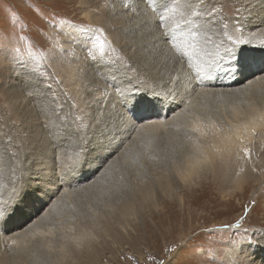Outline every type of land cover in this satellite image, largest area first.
<instances>
[{"label": "rangeland", "instance_id": "obj_1", "mask_svg": "<svg viewBox=\"0 0 264 264\" xmlns=\"http://www.w3.org/2000/svg\"><path fill=\"white\" fill-rule=\"evenodd\" d=\"M256 1L261 0H251L250 4L246 0H192L202 13L199 18L191 17L192 27L199 26L197 52L191 56L195 67L216 61L219 67L212 74L228 77V69L237 73L249 68L248 57L256 63L264 57L263 45L233 43L234 33L244 31L241 36L250 37L245 34L257 12L248 17L246 12ZM135 2L0 0V28L6 37L0 52V202L10 206L1 220L5 223L1 234L9 233L5 227L10 220L19 219V230L33 221L34 216L23 223L38 193V187L29 190L36 155L49 157L53 181L60 182L57 193L71 192L41 220L40 231L27 233L20 248L9 242L2 246L0 241V252L7 256L8 264H160L174 254L165 249L187 245L191 250L203 245L205 256L209 249L215 253L214 264H233V260L236 264H263L264 144L262 148L252 145L250 157L244 158L249 167L259 163L261 167L256 172H243L238 182L234 179L239 172L220 170L218 161L192 183L181 182L173 166L192 151L191 133L183 128L169 129L158 137L140 135L90 170L96 168L101 148L105 151L109 145L114 126L110 123L123 121L125 115L133 118L142 100L156 92L152 84L157 81V87H164L168 81L170 86L186 70L182 62H188L183 56L185 49L177 52L171 46L175 41L161 35L181 20V11L187 18L186 0H171L168 7L177 8V12L166 13L164 27L159 20L164 0H141L137 7ZM153 7L158 11L153 12ZM214 9L218 11L209 17ZM72 25L104 30L110 46H106L103 59L97 49L89 54L91 42ZM182 28L187 31V26L182 24ZM159 35L161 40L155 39ZM21 36L25 40L21 41ZM16 47L24 54L28 69L32 66L28 57L31 49L48 76L38 83L16 62ZM229 48L231 52L226 51ZM66 68L72 70V83L65 81ZM243 93L197 98L193 111L220 119L233 103L242 106L247 100L264 101V85ZM128 100L130 106L134 103L133 109ZM77 152H82L81 159L72 164ZM170 161L175 162L171 165ZM81 175L80 181L73 182ZM237 221L239 227H231ZM50 248L57 251L50 252ZM149 256L154 259L149 260ZM181 258L190 264H211L208 259L195 260L183 254Z\"/></svg>", "mask_w": 264, "mask_h": 264}, {"label": "bare ground", "instance_id": "obj_2", "mask_svg": "<svg viewBox=\"0 0 264 264\" xmlns=\"http://www.w3.org/2000/svg\"><path fill=\"white\" fill-rule=\"evenodd\" d=\"M140 1L141 0H136L134 6L137 7L139 4H141L142 2ZM250 2L251 0L250 1L246 0V3L250 4ZM262 4H264V0H261L259 3L256 1L254 6L251 5L250 8L249 5L248 7L249 10L247 9L246 12L247 16L245 15L246 17H248V14L250 15L253 14L254 12H257V14L254 15V17H251L252 20L248 25V30H247L248 33L245 34V35H249L250 37H248V39L243 38L241 35L244 34L243 33L244 31L243 32L241 31L240 33H238V35L234 33L236 40L243 41L242 44H245L248 41V43L252 44L253 42L257 46L263 45L264 48V6ZM260 6L263 8L259 9L258 11V8ZM155 11H158V9H156ZM146 14H150L151 17L154 16L151 13H146ZM84 15L86 19L88 20L90 19L89 15L87 14ZM151 17L149 19H151ZM256 28H259L258 31L255 30ZM161 38L159 35L158 38L155 39L161 40ZM160 44L163 45L162 43ZM167 44L169 43L167 42ZM262 53H263L262 56H264V51ZM250 54H252V52H250ZM182 62L185 63L183 67L186 68V70L182 72V75L174 78L175 81L173 83L171 81L172 84L170 86H168L169 84L168 81L164 83L165 84L164 87H160V86L157 87L156 84L157 81L155 82V84L151 83L156 92L154 93L152 92V95L150 94L151 97L149 96L150 97L149 99L142 100L143 102H141L142 104H140L141 106L139 108L140 110L138 111V113L134 112L133 118H131V116L129 118L128 116L125 115L123 117L124 118L123 121L122 120L119 121L120 119L119 120L114 119L115 122L110 123L111 127L113 124L114 126L109 134V136H111L108 143L109 145L106 147L105 151H104V147L101 148L100 156H98L99 158L97 157L98 159L96 160V165H95L96 168H91L90 170L97 169V167L100 166V162L104 163L103 160L106 159L108 156H110L111 152L113 151L115 152L116 148L118 149V147H120L122 144L128 143L129 140L131 142L140 135H142V137L150 134L155 137L156 136L158 137V135L160 134L166 135V133H168L167 131L173 128L174 130L183 128L186 131H188L187 133L190 132L191 133L190 135L192 136L191 147H190L192 151L178 165L173 166L174 172L181 182L192 183L194 179L198 177L201 171H204V169H206L207 171L209 169H213V167L216 165L215 162L217 161L220 162L218 165V168L220 170L223 169L225 170V172L228 170H232V171L235 170L239 172L237 177H235L234 179V181L236 182L240 181L241 177H243V172H248V173L250 171L256 172V170H258V168L261 167L260 163L257 164L256 166L252 164V166L249 167L248 164L249 160H247V162L244 160L245 156L239 149L241 147L246 146L250 150V147L252 145H256V146L259 145L262 148V145L264 144V101H260L259 103H257L255 101L247 100L244 101L245 103L242 106L241 105L238 106L239 104L237 105L234 103L232 105L230 104L231 106H229L228 113H223L220 119H214L212 116L208 114L204 116L200 115L195 110L193 111V108L196 105L195 100L197 98L200 101L203 100L205 96L214 97L213 95L216 94L220 95L222 92L224 94L225 93L230 94L232 97V94L236 92L247 93L250 90L252 91L264 85V57L261 58L258 63H256V61H253V57H248L247 65L249 66V68H247L245 71L243 70V68H241V70L237 73L234 72L232 73L230 69H228L226 72L227 74H229V76L227 77V75L224 73L226 78L223 76L216 77L215 74L214 75L212 74L211 76H207L204 75L203 73H200L199 68L195 67V64L192 59H191V63L193 66L191 68L189 67L188 62H184L183 60ZM167 74L171 76L170 73ZM184 74L187 75L188 77L186 76L183 77ZM63 75L65 77V81H68V83L70 82L72 83L73 76H72V70H70V68H66ZM159 85L162 84L160 83ZM207 85H211L212 87L215 88L206 87ZM73 90L75 89L73 88ZM245 99H247V97ZM130 101L128 100L126 103L129 105L131 109L134 103H132V105L130 106L129 104ZM147 101H151V104L146 105ZM94 103L96 104V102ZM139 120L140 122H138ZM107 128L109 129V126ZM193 129H196V131H193ZM237 136H239L240 139H237ZM229 150L231 151V155H229ZM188 153L189 152H187V154ZM37 156L38 155H36L35 158V160H37L35 164V168H32L33 170L29 177L31 178L29 179V190L38 187V193L35 195L34 197L35 199H33L34 204H32L30 209L27 211L28 213L27 215H25V219L23 220V223H25V221L29 219V217L34 216L33 221L31 219L32 223L26 226L24 229L22 228L21 230H19L20 225L18 218L8 221L5 229H7L9 233L6 235V234H1L3 231L0 232L1 245L4 244V242H9L8 244L13 245V247L20 248L21 244H23L24 242V238L27 236V233H34L42 229L41 227H39V225L41 224V220L45 219L48 216V212H50L52 207L54 208L56 204L58 205L59 202L58 200L64 197H68L71 194L70 191L64 190L63 188H61V190L64 191H61L60 194L57 193L60 182L56 184L53 181V173H50V170L52 171V169L49 166L50 165L49 157L43 153L39 154L38 157ZM169 157L171 158L170 155L168 156V158ZM174 162H172L171 165ZM58 169H60V167ZM65 173L66 172H64V174ZM83 176L84 175L75 177L73 182L77 183L78 181L81 180ZM45 203L46 204L49 203L48 206H46ZM1 220H3L2 217H0V226H1L0 231L3 228L2 223H4ZM13 241H15V243H12ZM0 264H8L7 256L1 252H0Z\"/></svg>", "mask_w": 264, "mask_h": 264}, {"label": "snow or ice", "instance_id": "obj_3", "mask_svg": "<svg viewBox=\"0 0 264 264\" xmlns=\"http://www.w3.org/2000/svg\"><path fill=\"white\" fill-rule=\"evenodd\" d=\"M171 3V0H164L163 4L161 5V8L163 11L161 12L159 16L160 20V26L164 27L165 21L168 19V16L166 13H176L177 8H169L168 4ZM187 4V18H185V12L181 11V20L178 22L173 23L172 29L169 31H165L163 33L164 37L169 39L170 41H176L175 43H172V47L177 51L181 52L182 47L185 49L183 51V56L188 58V64L191 68L193 65L191 63V56L196 54L197 52V46H196V39H197V31L199 26H196L195 28L192 27L193 21L191 17H200L202 13L195 9L193 6L192 0H186ZM153 10L155 11V7H153ZM215 11H218L216 9L213 10V12L208 13L207 15L211 17ZM61 23H68L67 21H61ZM182 24L187 26V31L185 32L184 28H182ZM76 31L80 32L81 34L85 35L87 39L91 42V48L89 49V54L91 55L93 49H97L99 51V57L100 59H103L105 55V48L106 46H110V41L107 40L105 32L102 28L99 27H91V26H76L72 25ZM227 27V25H225ZM239 30V29H237ZM177 32L180 33V36H177ZM226 35V33H225ZM209 41H211V37H206ZM6 39L4 31L2 28H0V52L4 51V48L2 46V42ZM21 41L25 40V37L21 36L19 38ZM229 40H232V37H228ZM233 43L235 44H241L243 43L242 40H234ZM190 50V51H189ZM227 52H231L232 50L226 49ZM14 58L16 59V62L19 64H23L26 69H28V64L24 60V54L21 52V49L19 47H16L13 49ZM35 53L31 51V49L28 50V57L32 61V66L30 69H28L33 76L34 79L39 83L41 82L43 77H47L48 73L45 69L44 65L40 63L38 60L35 59ZM93 59H96V57H93ZM219 67L218 62L216 61H208L204 62L199 66V72L203 73L204 75L211 76L212 73H214ZM59 83V81H57ZM48 87H51V85H48ZM146 104H151V101H147ZM193 131H196V129H193ZM237 139H240L239 136H237ZM245 157H250L251 152L248 147L244 146L239 149ZM229 155H231V151L229 150ZM82 156V152L75 153V158L72 161V164L79 163ZM10 211V206L8 202H0V217L5 216ZM249 212V208L245 207V215H247ZM244 217H241V220H243ZM239 221H237L236 224L231 225V227H239ZM12 243H15L13 241ZM235 241H233V244L235 245ZM204 246L198 245L195 248H192L189 250L188 246H182L179 249L173 250V249H165L166 252L174 253L173 255H170L169 259L167 261H161L160 264H173V261H176V264H190L189 261L182 259V254L184 256H189L192 259L195 260H204L208 259L211 264H214V261L216 259L215 253L209 249L208 250V256H205L204 253ZM50 252H56L57 249L50 248ZM62 251V250H61ZM154 257L149 256V260H153ZM233 264H236V261L233 260Z\"/></svg>", "mask_w": 264, "mask_h": 264}]
</instances>
